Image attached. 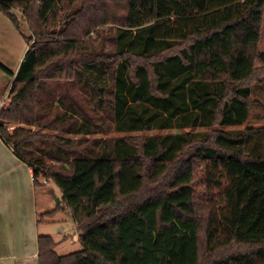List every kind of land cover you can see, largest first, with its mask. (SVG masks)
Instances as JSON below:
<instances>
[{"label": "trees", "instance_id": "1", "mask_svg": "<svg viewBox=\"0 0 264 264\" xmlns=\"http://www.w3.org/2000/svg\"><path fill=\"white\" fill-rule=\"evenodd\" d=\"M0 11L31 31L0 137L35 187L58 186L83 246L60 255L40 235L39 264H264V126L250 124L264 109L252 96L264 0H0ZM193 128L210 131L180 132Z\"/></svg>", "mask_w": 264, "mask_h": 264}, {"label": "crops", "instance_id": "2", "mask_svg": "<svg viewBox=\"0 0 264 264\" xmlns=\"http://www.w3.org/2000/svg\"><path fill=\"white\" fill-rule=\"evenodd\" d=\"M27 48H23L20 57V30L0 11V62L13 73L11 75L0 68V106L8 100ZM48 183L50 181L35 187L33 169L18 158L0 137V264H39L40 235L54 238L58 254L69 253L62 241L78 237L80 232L74 221L69 222L75 230L74 236L68 233L64 224L59 227L55 237L46 230L50 223H38L40 214L58 208H50L46 194L42 204H39L40 189ZM42 226L45 230H42Z\"/></svg>", "mask_w": 264, "mask_h": 264}, {"label": "rangeland", "instance_id": "3", "mask_svg": "<svg viewBox=\"0 0 264 264\" xmlns=\"http://www.w3.org/2000/svg\"><path fill=\"white\" fill-rule=\"evenodd\" d=\"M21 18V13L18 12ZM109 26V25H106ZM113 26V25H110ZM115 26V25H114ZM115 28V27H112ZM31 37V31L27 24L23 23L20 29V57L23 52V48H27L29 45V38ZM260 48L262 51H264V25H263V32H262V40L260 44ZM21 62V61H20ZM260 65V62H258ZM99 88L102 89V86ZM101 93L103 94L104 91L103 89L101 90ZM252 96L254 99L260 100L264 104V81L260 85H256L253 87L252 91ZM250 124L253 126H264V109L262 108H252L250 111ZM245 125L242 126H231L227 127L226 129H241L244 128ZM185 131H190V132H206L210 131L209 129L206 128H193V129H186V130H181L180 132H185ZM169 132H178V130H164V131H159V130H151V131H144V132H131V133H119L114 130L107 132V133H100L96 136H91V138L94 137H101V138H111V137H141V136H147V135H154V134H162V133H169ZM71 137H75L72 136ZM259 144L261 147L264 146V139H262ZM44 183V182H43ZM223 191H219L218 193H222ZM45 194L47 195L48 202L50 204V208H55L60 205V210L54 220L50 222L49 226L46 227V230L50 232V234H53L56 237V233L58 232L59 227L64 224V226L68 229V233L74 236L75 230L70 226V223H74L72 215L70 211L65 208V206L62 205L61 203L57 202V198L61 199L62 198V192L58 188V186L50 181L47 185L44 186V188L40 189V192L38 194L40 205L42 204V198L45 197ZM62 200V199H61ZM219 206L224 207V203H221ZM42 230H45L44 226H42ZM58 239V237L56 238ZM59 240V239H58ZM63 245L67 247V250L69 253L75 252L82 250L83 246L79 240V237L74 236V239L67 238L62 241Z\"/></svg>", "mask_w": 264, "mask_h": 264}, {"label": "water", "instance_id": "4", "mask_svg": "<svg viewBox=\"0 0 264 264\" xmlns=\"http://www.w3.org/2000/svg\"><path fill=\"white\" fill-rule=\"evenodd\" d=\"M57 202H58V203H61V202H62V200H61V199H59V198H57Z\"/></svg>", "mask_w": 264, "mask_h": 264}, {"label": "built area", "instance_id": "5", "mask_svg": "<svg viewBox=\"0 0 264 264\" xmlns=\"http://www.w3.org/2000/svg\"><path fill=\"white\" fill-rule=\"evenodd\" d=\"M43 182H44V183H46V179H45V180H43ZM63 232H64V231H62V233H63Z\"/></svg>", "mask_w": 264, "mask_h": 264}]
</instances>
